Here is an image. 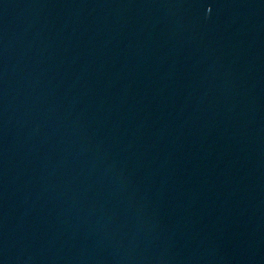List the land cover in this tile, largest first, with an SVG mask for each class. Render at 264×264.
I'll return each mask as SVG.
<instances>
[{
	"label": "water",
	"instance_id": "water-1",
	"mask_svg": "<svg viewBox=\"0 0 264 264\" xmlns=\"http://www.w3.org/2000/svg\"><path fill=\"white\" fill-rule=\"evenodd\" d=\"M0 264H264V0H0Z\"/></svg>",
	"mask_w": 264,
	"mask_h": 264
}]
</instances>
